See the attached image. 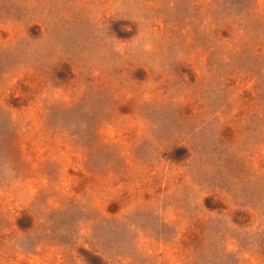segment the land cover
Segmentation results:
<instances>
[{"label":"rangeland","instance_id":"374dc122","mask_svg":"<svg viewBox=\"0 0 264 264\" xmlns=\"http://www.w3.org/2000/svg\"><path fill=\"white\" fill-rule=\"evenodd\" d=\"M0 264H264V0H0Z\"/></svg>","mask_w":264,"mask_h":264}]
</instances>
